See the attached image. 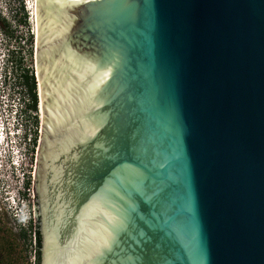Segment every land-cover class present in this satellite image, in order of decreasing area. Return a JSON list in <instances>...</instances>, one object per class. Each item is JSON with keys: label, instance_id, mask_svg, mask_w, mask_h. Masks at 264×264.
Wrapping results in <instances>:
<instances>
[{"label": "water", "instance_id": "obj_1", "mask_svg": "<svg viewBox=\"0 0 264 264\" xmlns=\"http://www.w3.org/2000/svg\"><path fill=\"white\" fill-rule=\"evenodd\" d=\"M40 264H264V0H35Z\"/></svg>", "mask_w": 264, "mask_h": 264}, {"label": "rangeland", "instance_id": "obj_2", "mask_svg": "<svg viewBox=\"0 0 264 264\" xmlns=\"http://www.w3.org/2000/svg\"><path fill=\"white\" fill-rule=\"evenodd\" d=\"M20 5L23 9H18ZM13 37L20 39L14 41ZM1 38L0 63L4 55L2 52L12 45L16 48L17 44L23 45L27 54L25 63L34 72L35 0H0ZM5 128L8 126L1 121L0 132L4 131L3 135H6ZM9 129L13 130L12 127ZM15 136H8L0 143V257H7L14 264H24V259L28 258L29 264H33L31 247L28 240L23 241L20 227L27 225L30 219L33 224L36 221L33 187L37 152L30 151V146L20 140L19 134L18 138ZM6 140L9 142L6 143ZM31 236L28 234L27 238Z\"/></svg>", "mask_w": 264, "mask_h": 264}, {"label": "flooded vegetation", "instance_id": "obj_3", "mask_svg": "<svg viewBox=\"0 0 264 264\" xmlns=\"http://www.w3.org/2000/svg\"><path fill=\"white\" fill-rule=\"evenodd\" d=\"M9 36L13 35L9 34ZM13 38L14 41L20 39V37ZM17 45L18 47L12 55L11 66L5 70L4 74H0V113L3 96L7 95L12 99L13 96L18 95L21 107L17 116V132H19L20 140L28 143L30 151L36 150L37 152L41 129V99L35 69L36 52H34L35 71L33 72L32 69H28L29 66L25 63L27 54L22 47L23 45Z\"/></svg>", "mask_w": 264, "mask_h": 264}, {"label": "trees", "instance_id": "obj_4", "mask_svg": "<svg viewBox=\"0 0 264 264\" xmlns=\"http://www.w3.org/2000/svg\"><path fill=\"white\" fill-rule=\"evenodd\" d=\"M20 8L23 9L21 5L19 6L18 9ZM28 234H32L31 238L29 239L27 238ZM20 235L23 241L28 240L29 242V246L31 247V251L33 254V264H40V234H39V226L37 221H35V224H33L32 220L30 219L27 222V225H24V227H20ZM0 264H14V263H11L7 257H2V258L0 257ZM24 264H29L28 258L24 259Z\"/></svg>", "mask_w": 264, "mask_h": 264}, {"label": "built area", "instance_id": "obj_5", "mask_svg": "<svg viewBox=\"0 0 264 264\" xmlns=\"http://www.w3.org/2000/svg\"><path fill=\"white\" fill-rule=\"evenodd\" d=\"M1 102L2 103H1L0 119L2 120V123L6 124L8 128L12 127L15 130V132H17L18 131L17 116L21 107V103L18 95L13 96L12 99H10L7 95H4Z\"/></svg>", "mask_w": 264, "mask_h": 264}, {"label": "clouds", "instance_id": "obj_6", "mask_svg": "<svg viewBox=\"0 0 264 264\" xmlns=\"http://www.w3.org/2000/svg\"><path fill=\"white\" fill-rule=\"evenodd\" d=\"M5 18H7V17H5ZM1 41H2V38L0 40V43H1ZM15 51H16V47L14 45H12L11 47H9V49L6 50V52H2V54H4V55L2 56V58H3L2 63H0V74H4L5 70L11 66L10 62L12 60V55L15 53ZM5 129H6V131H5L6 135L5 134L3 135L4 131L0 132V143L1 144H2V141L4 139H6L8 136L16 135L15 137L18 138L17 135L19 134V132H15L14 129L13 130H10L9 128H5ZM10 132H12V133H10ZM8 142L9 141L6 140V143H8Z\"/></svg>", "mask_w": 264, "mask_h": 264}, {"label": "bare ground", "instance_id": "obj_7", "mask_svg": "<svg viewBox=\"0 0 264 264\" xmlns=\"http://www.w3.org/2000/svg\"><path fill=\"white\" fill-rule=\"evenodd\" d=\"M34 9V8H33ZM35 28H36V21H35ZM0 155L2 156V154L0 153Z\"/></svg>", "mask_w": 264, "mask_h": 264}]
</instances>
